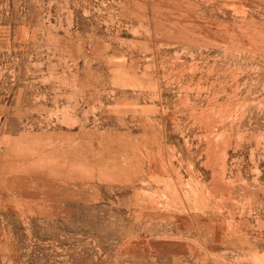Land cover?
Instances as JSON below:
<instances>
[{"label":"rangeland","instance_id":"1","mask_svg":"<svg viewBox=\"0 0 264 264\" xmlns=\"http://www.w3.org/2000/svg\"><path fill=\"white\" fill-rule=\"evenodd\" d=\"M0 264H264V0H0Z\"/></svg>","mask_w":264,"mask_h":264}]
</instances>
